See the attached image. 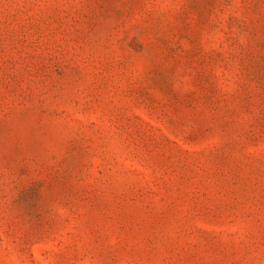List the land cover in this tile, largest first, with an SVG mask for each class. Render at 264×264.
<instances>
[{"label":"rangeland","instance_id":"rangeland-1","mask_svg":"<svg viewBox=\"0 0 264 264\" xmlns=\"http://www.w3.org/2000/svg\"><path fill=\"white\" fill-rule=\"evenodd\" d=\"M0 264H264V0H0Z\"/></svg>","mask_w":264,"mask_h":264}]
</instances>
